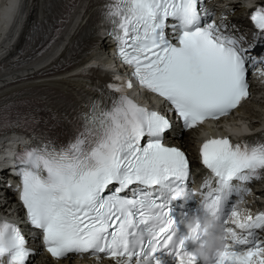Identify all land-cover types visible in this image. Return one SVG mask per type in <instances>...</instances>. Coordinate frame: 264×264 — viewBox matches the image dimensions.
Masks as SVG:
<instances>
[{
	"label": "snow or ice",
	"instance_id": "obj_1",
	"mask_svg": "<svg viewBox=\"0 0 264 264\" xmlns=\"http://www.w3.org/2000/svg\"><path fill=\"white\" fill-rule=\"evenodd\" d=\"M249 7L250 40L226 22L202 23L209 15L202 0H106L100 35L113 39L139 85L163 98L189 131L230 116L249 96V71L264 65V3ZM22 8L9 0L6 22L14 23ZM106 87L118 98L107 105L94 100L68 120L70 138L51 136L25 153L17 175L26 223L42 232L57 260L90 254L114 264H198L165 227L175 224L166 217L171 203L186 195L191 174L185 151L163 142L172 121L138 106L113 83ZM198 155L215 185L202 182L201 206L217 219L223 213L226 233L206 264H264V240L257 236L264 212L242 216L235 204L224 210L264 175V140L209 138ZM32 254L19 225L0 222V264H28Z\"/></svg>",
	"mask_w": 264,
	"mask_h": 264
},
{
	"label": "bare ground",
	"instance_id": "obj_2",
	"mask_svg": "<svg viewBox=\"0 0 264 264\" xmlns=\"http://www.w3.org/2000/svg\"><path fill=\"white\" fill-rule=\"evenodd\" d=\"M9 2V0H0V55L2 54H6L5 52L9 51L10 48H12L10 46V42L14 41V38L10 39L9 34H11V30L13 28L14 23L9 24L8 22H6V20L3 18L4 17V5ZM17 2H19V0H17ZM29 9L30 11H32V13L37 16L40 17V10L42 9L43 6V0H29ZM16 20V19H15ZM236 20H241V17L236 18ZM244 26H247L245 21H240ZM81 27V24L78 25H74L71 28V32L75 33L76 31L79 30V28ZM23 37V34L21 35V38ZM6 42H9L8 45L6 46ZM21 43V40L19 41L18 44ZM103 45V44H102ZM104 47V46H103ZM18 47H15L13 52H15L17 50ZM94 53L97 54L96 51H94ZM100 55V54H99ZM97 54V56H99ZM101 59V58H99ZM103 59V58H102ZM73 72H75V70H73ZM23 75H27L26 72L23 73ZM10 79H3L2 76H0V86L6 84ZM80 82L81 79H74V78H65L64 80H56V81H44L39 84L42 85H55V86H70L71 84L74 85H78L80 86ZM33 85H37V83L33 84ZM264 85V83H263ZM257 86H253L254 90H258ZM264 89H261V91L259 90V95H262L261 98L264 99ZM45 100V99H44ZM254 107H255V111H257L258 109L261 110L262 113H264V103L262 105L257 106L256 102L254 103ZM243 123V122H242ZM227 125H232V124H227ZM243 125V124H242ZM232 131H239L238 128H234L231 129ZM193 133H188L187 136H185V138H183L181 140L180 143V147L184 148L186 151H191L193 153V151H195L196 149V143L195 140L193 139L192 135ZM3 158V151L2 149H0V162L3 163V160H1ZM7 202H0L1 205L5 206ZM47 264H51L48 260H46ZM56 264H62L61 262H57Z\"/></svg>",
	"mask_w": 264,
	"mask_h": 264
},
{
	"label": "rangeland",
	"instance_id": "obj_3",
	"mask_svg": "<svg viewBox=\"0 0 264 264\" xmlns=\"http://www.w3.org/2000/svg\"><path fill=\"white\" fill-rule=\"evenodd\" d=\"M263 89H264V87H263ZM263 92H264V90H263ZM256 104H257V106H259V105H262L263 103H264V99L263 98H258V97H256ZM192 135V134H191ZM194 135H192V137H193ZM183 150H184V148H182ZM185 151V150H184ZM191 152V151H190ZM192 153V152H191ZM1 192V191H0Z\"/></svg>",
	"mask_w": 264,
	"mask_h": 264
},
{
	"label": "clouds",
	"instance_id": "obj_4",
	"mask_svg": "<svg viewBox=\"0 0 264 264\" xmlns=\"http://www.w3.org/2000/svg\"><path fill=\"white\" fill-rule=\"evenodd\" d=\"M209 246H210V247L212 246V242H211V241L209 242Z\"/></svg>",
	"mask_w": 264,
	"mask_h": 264
},
{
	"label": "water",
	"instance_id": "obj_5",
	"mask_svg": "<svg viewBox=\"0 0 264 264\" xmlns=\"http://www.w3.org/2000/svg\"><path fill=\"white\" fill-rule=\"evenodd\" d=\"M3 18L5 19V16Z\"/></svg>",
	"mask_w": 264,
	"mask_h": 264
}]
</instances>
